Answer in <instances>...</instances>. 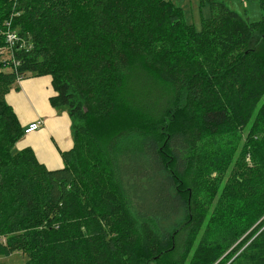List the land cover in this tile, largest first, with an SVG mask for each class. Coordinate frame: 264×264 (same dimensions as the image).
Instances as JSON below:
<instances>
[{
  "label": "trees",
  "instance_id": "1",
  "mask_svg": "<svg viewBox=\"0 0 264 264\" xmlns=\"http://www.w3.org/2000/svg\"><path fill=\"white\" fill-rule=\"evenodd\" d=\"M0 0V255L264 264V0ZM12 19L11 27H5ZM17 41L10 45L6 33ZM52 77L74 146L48 169L6 94ZM250 158V160H247Z\"/></svg>",
  "mask_w": 264,
  "mask_h": 264
},
{
  "label": "crops",
  "instance_id": "2",
  "mask_svg": "<svg viewBox=\"0 0 264 264\" xmlns=\"http://www.w3.org/2000/svg\"><path fill=\"white\" fill-rule=\"evenodd\" d=\"M19 90L11 89L6 101L13 108L22 128L32 122L40 127L25 133L16 143L18 150L31 148L39 162L48 169L62 168V152L74 146L73 121L68 109L54 107L50 98L55 96L52 77L31 76L18 80ZM16 83V84H17Z\"/></svg>",
  "mask_w": 264,
  "mask_h": 264
},
{
  "label": "rangeland",
  "instance_id": "3",
  "mask_svg": "<svg viewBox=\"0 0 264 264\" xmlns=\"http://www.w3.org/2000/svg\"><path fill=\"white\" fill-rule=\"evenodd\" d=\"M173 1L182 8L185 19L190 23L194 24L195 27L199 29L201 27L202 16L208 14V8L202 7L200 0H173ZM228 1H229V5L234 10H237L240 13L246 12L248 18L251 21H258L262 16V11L260 9L258 0H228ZM13 89L19 90L18 83ZM6 98H7V94L5 96V99ZM14 150L15 151L18 150L16 145ZM247 160H250V158H247ZM242 248L243 246L239 248L231 257V259L225 264H232L234 259L243 251L244 248L243 249ZM27 261H28V256L24 254L22 251H14L9 255H0V264H22ZM146 264H150V262Z\"/></svg>",
  "mask_w": 264,
  "mask_h": 264
},
{
  "label": "built area",
  "instance_id": "4",
  "mask_svg": "<svg viewBox=\"0 0 264 264\" xmlns=\"http://www.w3.org/2000/svg\"><path fill=\"white\" fill-rule=\"evenodd\" d=\"M5 24H6L5 27L10 28L12 24V19L8 20ZM6 41L10 45H13L17 41L16 33L13 32L12 30H8L6 33ZM39 127H40V122H32L24 129V131L25 133H31L39 129Z\"/></svg>",
  "mask_w": 264,
  "mask_h": 264
}]
</instances>
